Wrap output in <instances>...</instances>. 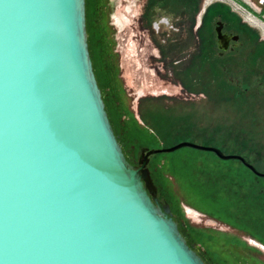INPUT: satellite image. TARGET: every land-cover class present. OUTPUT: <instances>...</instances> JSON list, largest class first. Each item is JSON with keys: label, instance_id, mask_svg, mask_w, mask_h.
<instances>
[{"label": "water", "instance_id": "1", "mask_svg": "<svg viewBox=\"0 0 264 264\" xmlns=\"http://www.w3.org/2000/svg\"><path fill=\"white\" fill-rule=\"evenodd\" d=\"M129 163L88 47L86 0H0V264H206ZM248 168L258 176L252 167Z\"/></svg>", "mask_w": 264, "mask_h": 264}, {"label": "rangeland", "instance_id": "2", "mask_svg": "<svg viewBox=\"0 0 264 264\" xmlns=\"http://www.w3.org/2000/svg\"><path fill=\"white\" fill-rule=\"evenodd\" d=\"M118 1L121 0L105 1L107 21L103 18L93 21L94 15L92 19L90 16L92 24L102 27V41L98 43L94 34L91 43L97 61L100 64L104 62L102 69L111 74L113 83L118 87L117 93L123 99L124 109L129 110L138 121L152 130H149V139L142 146L161 149L182 142L202 145L203 141L191 136L189 130L202 122L204 135L213 138L215 144L235 141L237 146L239 142H251L253 147L260 148L258 145H261L264 148V116L256 112L252 102L213 94L201 99L195 94L194 97L186 95L178 84L180 78L177 75L186 64H176L180 52L175 48L184 42L187 35L190 41L194 34L189 15L181 13L179 6L187 4L192 8L194 0H125L131 6L132 13H123ZM230 1L245 7L251 15H258L259 11L264 14V4L261 1L250 0L255 6H249L240 0ZM169 5L176 10L174 12L171 8L170 16L161 8ZM216 11L225 16L230 15L219 8ZM234 13L231 14L235 18H243ZM133 16L141 18L139 30H136ZM162 16L170 17L167 24L163 22ZM257 19L261 20L259 17ZM229 20L231 21L230 18ZM177 27H180L179 31ZM253 30L254 35L264 38L261 31ZM137 33L141 35L142 41L135 38ZM98 45L106 47L101 51ZM102 82H105L104 78ZM112 106L113 119L119 123L113 103ZM121 115L126 122H130L129 116L124 113ZM128 123L126 129L129 128ZM152 136H157L161 144H156ZM152 164L155 173L153 178L161 187L165 203L170 206L175 220L184 224L182 229L190 240V245L196 247L206 264H264V253L259 250L262 245L247 237L254 232L250 226L246 227L247 223L234 221L233 225L223 220L215 221L190 207L193 204L201 206L202 202L208 205L212 200L215 205H203L212 213L219 214L222 211L220 205L228 207L227 201L221 199L220 195L207 198L208 193H204L202 188L206 189L211 184L210 179L231 177L237 181L238 177L231 176L230 172L231 166L236 165L234 160L222 161L210 152L181 148L171 153L153 155ZM256 166L264 170V158L258 160ZM260 181L264 182V178ZM198 213L207 220H202Z\"/></svg>", "mask_w": 264, "mask_h": 264}, {"label": "flooded vegetation", "instance_id": "3", "mask_svg": "<svg viewBox=\"0 0 264 264\" xmlns=\"http://www.w3.org/2000/svg\"><path fill=\"white\" fill-rule=\"evenodd\" d=\"M105 1L106 0H86L88 47L99 88L100 84L103 86V90L101 88L100 90L111 126L129 163L137 165L140 158L143 159V154L146 153L145 149L147 148L127 138L126 126L128 122H126L121 113L129 117L131 115L135 122L134 127L137 129L147 133H149L151 129L144 123L138 121L135 115L130 113L129 110L123 109L125 108L122 102L123 99L119 98L114 87L111 84L107 87L105 85L108 83L105 84V82H102L106 74V70L102 69L104 67V62L100 64L101 62L99 63L97 61L91 43L92 35L94 34L98 43L102 41V35L100 33L102 27L95 23L92 24L90 20L94 15L93 21H98L100 18L107 21L108 14L105 12ZM124 1L125 0L118 1V3H120L119 9L123 13H132L131 6ZM241 1L249 6L254 5L250 0H240V2ZM258 1L264 4V0ZM236 3L234 4L233 1L230 0H196L192 8L189 7V5L187 6V4L181 3L183 7L179 6V8H181L180 12L189 15L190 26L194 34H192V37L190 36V41L187 35L186 39L183 40L184 42L175 48L180 52V58L176 61V64L181 62L186 64L184 69L177 75L180 78L178 84L186 95H191L193 97L196 95L201 99L205 96L210 97L213 94V96H228L234 100L238 98L240 100L250 101L253 103V107L256 108V112L264 116V38H261V35L253 34V31L255 33L253 29H257L264 35V14H262V11H259L258 15L253 13V18L248 9L244 11ZM161 8L166 15L169 16L171 8L173 11L175 10L171 5L167 8L166 6ZM217 8L226 13L229 12L230 15L228 14L225 16L224 14L217 13ZM230 10H232V12ZM143 12L145 13V10ZM174 12H176V10ZM234 12L241 15L243 18H239L236 15L235 18L233 14H231ZM90 16L91 19H89ZM169 16H162L164 17V23H168V19H170ZM256 16L261 18V20H258ZM134 21L136 23V30H139L141 28V18L134 17ZM179 28L180 27H177V31L180 30ZM90 31L92 34H90ZM135 38L140 41L143 40L139 33L135 35ZM250 42L254 44L251 45L249 44ZM98 46L101 51L106 47V45L104 47H102V45ZM99 65L100 67H98ZM103 70L104 72H101ZM194 87L196 89H194ZM112 103L114 104L115 112L120 116L119 123L113 119ZM140 115L141 114H138L139 117H142ZM130 122L128 124H130ZM201 123L197 124L196 128L189 129L192 133L190 134L191 136L203 141V144L200 146L214 148L219 150L224 156H239L244 160L245 164L238 160H234L236 165L230 168L231 176L256 177L258 181L264 178V176L254 174L248 168V166H250L257 173L264 175V170L256 166L258 160L264 158V148L261 147V145H258L260 146L259 148L257 146L253 147L251 142H239L236 146L235 141L224 142L222 145L215 144L213 138L204 135L205 132ZM232 139H234V136H232ZM142 150L143 154H141ZM212 154L217 159L222 160L218 158L216 154ZM147 168L150 171V176L156 187V197L160 204H164L165 200L162 197V191L155 183L152 176V156L148 157ZM259 248V250L264 253V247L260 246Z\"/></svg>", "mask_w": 264, "mask_h": 264}, {"label": "trees", "instance_id": "4", "mask_svg": "<svg viewBox=\"0 0 264 264\" xmlns=\"http://www.w3.org/2000/svg\"><path fill=\"white\" fill-rule=\"evenodd\" d=\"M195 1L196 0H194V2ZM103 78L105 79V82L108 83V84H106L107 87H108V85L111 84L112 86L115 87L114 90H116L117 92L119 91L118 87H116V85L113 83L114 81L111 78V74L106 72V74ZM100 88L103 90V86L101 84H100ZM129 118L131 119V122L129 124V128L126 130L127 138L129 140H131L132 142L139 143V145L140 144L144 145L145 142L148 141L147 139H149V134L147 132L141 131L140 129H137L136 127H134L135 122L133 121L131 115ZM117 119H120V116H118ZM152 138L156 144L160 143L157 136H152ZM227 174H228V172H227ZM152 176L155 177L154 172L152 173ZM153 179H154L155 183L160 187V185L157 183L155 178H153ZM240 179L242 181L245 180V182H247V183L243 184V182L241 181L239 184V183H236L233 179H231V177H223V178H218L217 180H216V178L214 180L210 179L212 187H211V184H208L206 189L202 188V191H204V193H208V196L205 195L207 198L212 199V197H214L215 195H220L221 199H224V201H227L228 207H225V205L219 204L221 206V210H222V211H220L219 214L212 213L211 211H209L207 208L204 207V206L207 207L208 205L210 207L212 204L215 205V202L213 200H212V203L208 204V205H206L207 204L206 202H205L206 204L204 202H202L204 206L203 205H201V206L200 205H194V204L192 206H190L189 203H187V204H188V206L192 207L196 211L203 213V214L207 215L208 217H211L215 221H222L223 220L227 224H233L234 221L236 223L245 222V224L247 223L246 227L251 226L250 219H252V217L254 215H256L254 213V211H256V210L252 209V207H255V203H256V202H254V200L256 199V201H257L260 197L259 194H255L253 192L257 191V189L259 188L258 185H261L263 182L260 180L258 181V179L256 177H240ZM256 182H257V184H256ZM248 183L250 185H248ZM202 184H203V182H202ZM245 188H247V190H245ZM160 189H161V187H160ZM251 191H253V192L251 193ZM226 208L229 210H227ZM232 209H233V211H231ZM256 226L257 227L259 226V225H257V222H256ZM180 230H181L182 235L185 237V239L189 243L190 240L184 234V230L182 228Z\"/></svg>", "mask_w": 264, "mask_h": 264}, {"label": "crops", "instance_id": "5", "mask_svg": "<svg viewBox=\"0 0 264 264\" xmlns=\"http://www.w3.org/2000/svg\"><path fill=\"white\" fill-rule=\"evenodd\" d=\"M230 11L232 12V10H230ZM234 181L236 183L239 182V184H240L241 179H240V177H238V180L237 181L234 180ZM246 183L247 182H245V180H244L243 184H246ZM248 185H250V184L248 183ZM258 186H259V188L257 191H255V192L251 191V193L253 192L255 194L260 195V197L257 201L254 198L255 199L254 202H256V203H255V207H252V209L256 210V211H254V213L256 215H254L252 217V219H250V221H251L250 229H252V231H254V232H252L247 237L252 238L253 240L259 242L262 246H264V182ZM245 190H247V188H245ZM231 211H233V209ZM256 222H257V225H259L258 227L256 226Z\"/></svg>", "mask_w": 264, "mask_h": 264}, {"label": "built area", "instance_id": "6", "mask_svg": "<svg viewBox=\"0 0 264 264\" xmlns=\"http://www.w3.org/2000/svg\"><path fill=\"white\" fill-rule=\"evenodd\" d=\"M233 3H234V2H233ZM234 4H235V3H234ZM239 7H240L241 9H243L244 11L247 10V9L243 8L242 6H239ZM247 13H248V12H247ZM249 13H250V12H249ZM249 13H248V14H249ZM252 17L254 18L253 15H252ZM198 216H200L202 220H207L205 216H203V215H201V214H199V213H198ZM216 224H217V223H216Z\"/></svg>", "mask_w": 264, "mask_h": 264}]
</instances>
